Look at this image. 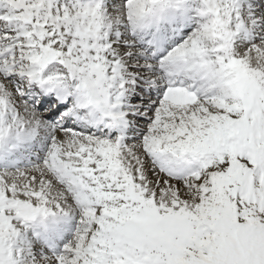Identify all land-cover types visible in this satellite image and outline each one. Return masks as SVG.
<instances>
[{
  "label": "snow or ice",
  "instance_id": "1",
  "mask_svg": "<svg viewBox=\"0 0 264 264\" xmlns=\"http://www.w3.org/2000/svg\"><path fill=\"white\" fill-rule=\"evenodd\" d=\"M0 264H264V0H0Z\"/></svg>",
  "mask_w": 264,
  "mask_h": 264
}]
</instances>
